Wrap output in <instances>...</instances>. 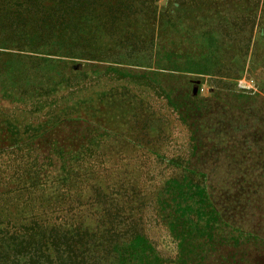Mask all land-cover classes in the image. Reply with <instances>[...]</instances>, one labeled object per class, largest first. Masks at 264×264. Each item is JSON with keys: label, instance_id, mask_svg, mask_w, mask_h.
<instances>
[{"label": "rangeland", "instance_id": "rangeland-1", "mask_svg": "<svg viewBox=\"0 0 264 264\" xmlns=\"http://www.w3.org/2000/svg\"><path fill=\"white\" fill-rule=\"evenodd\" d=\"M4 227L0 264H264V0H0Z\"/></svg>", "mask_w": 264, "mask_h": 264}, {"label": "trees", "instance_id": "trees-1", "mask_svg": "<svg viewBox=\"0 0 264 264\" xmlns=\"http://www.w3.org/2000/svg\"><path fill=\"white\" fill-rule=\"evenodd\" d=\"M84 122H86L82 118H66L62 120L61 122L57 123L58 128L65 129L62 133H59L60 136H66L68 143L74 142L77 140V138H80V134L82 133V136L84 135ZM65 124V127H64ZM83 128V132H82ZM69 135H72V137H69ZM81 136V137H82ZM62 154V157H65L66 160L64 161V166L67 169V175L66 178H63L64 180L69 179V173L71 172V168L74 166H79L78 162H76L74 159H80V154L76 150H73L70 148V146L61 147L58 148V153ZM48 153V152H47ZM76 155V156H75ZM64 158V159H65ZM39 167L41 170L46 173L49 169V165L47 163H39ZM28 169V167H27ZM27 172L30 173L29 170ZM18 177H21V173L17 172ZM47 176V175H46ZM46 180L44 181L47 183V185H50V181H48L47 177H45ZM31 184H24L21 185V190L25 193L31 189ZM50 187V186H49ZM17 189V187H16ZM48 192V191H47ZM50 192V191H49ZM33 223V221H32ZM7 225H5L6 227ZM5 227L1 230V232L4 234L3 236H0V260L8 258L9 256H13L17 254V250L20 246L19 244H16V235H14L13 229L5 230ZM0 232V233H1ZM31 235L29 238L30 241L36 242V240L40 241L41 238L52 236V231L47 230L46 228H40L38 227L36 231L29 234ZM73 243L80 241V229H77L75 231V235L71 236ZM74 245V244H71ZM115 251V260L117 261L116 264H156L154 260L150 258V255L152 252L150 249L145 245V240H143V236L140 234H137L134 236L128 243L124 244L120 248L113 249ZM203 253H206V250L203 249ZM75 255L74 250H72L69 254ZM203 256L195 257L191 259V262H188L189 264H196L197 262H201Z\"/></svg>", "mask_w": 264, "mask_h": 264}]
</instances>
